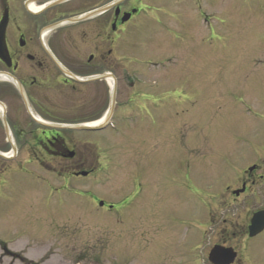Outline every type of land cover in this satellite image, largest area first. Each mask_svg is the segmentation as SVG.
<instances>
[{"label": "flooded vegetation", "instance_id": "af4514ba", "mask_svg": "<svg viewBox=\"0 0 264 264\" xmlns=\"http://www.w3.org/2000/svg\"><path fill=\"white\" fill-rule=\"evenodd\" d=\"M220 1L0 0V208H31L19 194L45 171L48 198L78 201L76 218L107 212L119 223L100 215L105 224H74L56 249L71 247L80 262L163 264L147 241L158 225L149 209L166 194L164 175L178 173L172 181L198 207L224 209L220 220L208 215L206 262L219 248L234 254L231 264H251L248 243L264 233L249 236L253 216L264 217V159L226 156L216 99L183 71L185 48L224 38L230 15L216 12ZM0 249L6 264L50 261Z\"/></svg>", "mask_w": 264, "mask_h": 264}, {"label": "rangeland", "instance_id": "374dc122", "mask_svg": "<svg viewBox=\"0 0 264 264\" xmlns=\"http://www.w3.org/2000/svg\"><path fill=\"white\" fill-rule=\"evenodd\" d=\"M219 3L220 7H216V12L230 15L229 26L222 34L224 38L197 41L192 47L185 48L183 57L187 62L184 63L183 71L193 79L198 93H209L216 99L215 104L218 106L215 117L220 127L217 128L215 140L219 142L224 137L227 141L224 152L226 156L232 159L244 155L245 152L255 151L259 155L257 157L262 160L264 0H245L244 4L242 0H221ZM255 134L257 139L253 138ZM252 138L256 144L252 143ZM216 141L214 143L219 145ZM220 150L222 149H218ZM251 160L255 158L248 159L246 163H253ZM214 173L222 176L223 166H219ZM177 175L178 173L173 176L170 173L164 175L166 194L157 193L151 198L149 213L153 221L148 224L158 225L148 235L150 250L152 254L157 255V260L162 252L163 264H208L201 254L204 246L210 243L213 237L208 215L211 213L212 217L220 220L224 209L211 207L209 213L208 209L198 207L194 197L185 190L178 189L172 181V177ZM47 178L45 171H38L34 180L26 182L22 188L19 196L30 197L33 205L31 208H0V243L11 251L23 252L30 259L40 261L48 258L50 261L45 264H59L60 260L65 258L64 255L69 260L66 264H111L112 261L109 260L75 261L71 247L67 246L63 250L52 245L56 239L72 236L70 230L74 224H105L102 222L103 217L110 220L108 224L119 223L115 215L107 212H87L82 220H79L75 216L76 212H80L78 201H65L60 204L58 197L65 198L66 194L57 191H51L48 198ZM169 184L173 187L168 191ZM135 224L145 223L139 221ZM193 241L198 245L191 252ZM248 245L249 254L245 257L247 263L251 261V264H262L264 233ZM7 261L8 259L4 258L0 260V264H6ZM157 264H160V261Z\"/></svg>", "mask_w": 264, "mask_h": 264}, {"label": "water", "instance_id": "95a60500", "mask_svg": "<svg viewBox=\"0 0 264 264\" xmlns=\"http://www.w3.org/2000/svg\"><path fill=\"white\" fill-rule=\"evenodd\" d=\"M264 228V217H262L261 213L255 214L254 217L251 220V224L249 226V235L250 237H254L257 234H259L262 229ZM219 248H214L210 255H209V261L212 264H230L233 261L234 254L228 253L226 251L225 253L220 252Z\"/></svg>", "mask_w": 264, "mask_h": 264}]
</instances>
